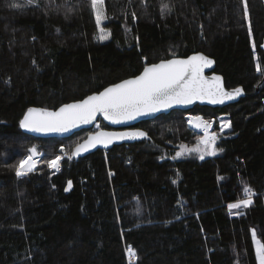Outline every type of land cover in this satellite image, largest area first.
I'll return each mask as SVG.
<instances>
[{"label": "trees", "instance_id": "trees-1", "mask_svg": "<svg viewBox=\"0 0 264 264\" xmlns=\"http://www.w3.org/2000/svg\"><path fill=\"white\" fill-rule=\"evenodd\" d=\"M105 9L109 38L101 40L90 0H0V264H129L128 247L134 264H258L252 235L264 245V0H105ZM198 52L215 61L226 88L242 87L246 96L222 109L196 106L141 122L136 128L149 143L80 159L74 147L108 129L102 120L64 139L21 132L31 107L56 109L145 66ZM187 115L214 121L215 133L217 119L228 116L218 154L177 157L180 146L202 137ZM32 147L43 156L17 177ZM62 148L60 169L49 168ZM245 187L252 204L229 210Z\"/></svg>", "mask_w": 264, "mask_h": 264}, {"label": "snow or ice", "instance_id": "snow-or-ice-1", "mask_svg": "<svg viewBox=\"0 0 264 264\" xmlns=\"http://www.w3.org/2000/svg\"><path fill=\"white\" fill-rule=\"evenodd\" d=\"M33 0H28L31 4ZM91 8L95 15L97 28L100 30V39L106 40L109 34L104 33L102 21L106 16L105 0H90ZM15 6V5H13ZM166 8V6H165ZM165 9L162 8V13ZM245 17L247 18V5H245ZM135 19V14H133ZM212 64V61L203 55H194L187 59H171L158 64L145 66L140 75L126 79L120 83L106 87L98 94H93L75 103L65 104L56 111H48L43 108H29L20 127L31 132H67L79 124H88L96 116L102 113L106 120L112 123H121L126 120L135 119L137 116L147 115L167 109L173 105H187L193 100H207L209 103H223L224 99H232L241 93L237 88L234 92H226L220 84V77L215 76L208 80L203 76V70ZM189 123L195 128H201L204 136L199 144L204 148L186 149L187 151H200V158L204 155H215V136L208 134V123L200 116L189 117ZM146 137L143 131L126 133H97L90 136L83 144L77 146L72 153L73 156L80 152L87 151L89 147L96 144L107 146L113 139H134ZM182 149L184 146H181ZM30 155L22 158L15 168V175L22 177L32 172L35 167L34 157L37 156V149L28 150ZM182 152H177L181 156ZM71 158V157H69ZM60 156L49 160V168H59ZM175 183V181H173ZM71 182H69V187ZM67 191V189H66ZM244 198L237 202L228 204L229 210L248 207L252 204L251 189L245 187ZM253 242L256 241V234L253 232ZM127 252L130 257L135 256L134 250L129 247ZM256 255L259 264H264V245L256 248Z\"/></svg>", "mask_w": 264, "mask_h": 264}, {"label": "water", "instance_id": "water-1", "mask_svg": "<svg viewBox=\"0 0 264 264\" xmlns=\"http://www.w3.org/2000/svg\"><path fill=\"white\" fill-rule=\"evenodd\" d=\"M260 49L264 52V39L262 40V43L260 44ZM194 55H203V56H205L206 58H208V59H210L212 61V64L209 65L208 67H206L203 70V76L206 79L212 80L213 77L219 76L220 77V84H221V86L223 87V89L226 92H230L231 93V92H234L235 89L239 88V89H241V93L239 95L234 96L232 99L225 98L223 103L212 104V103H209L206 99L205 100L196 99V100H193L192 103L187 104V105H173L170 108L161 109L158 112L147 114V115L137 116L135 119L126 120V121L121 122V123H112L110 120H106L102 113H97L95 118L90 123H88V124H79L78 126H76L74 128H71L67 132H31V131H28L26 129H22L20 127L21 132L23 134H25V135H29V136H32V137H35V138H40V139H64V138H68V137L72 136L73 134L78 133L80 131L93 129L97 125L98 121L102 120L103 123L108 127V129H98V130H96L94 132H90L86 136V138L84 140H82L80 143H78L74 147L73 152L76 150L77 146L83 145L88 140V138L90 136H95L97 133H126V132H135V131H143V132L146 133V137H138V138H134V139H113L112 142L109 143L107 146H105L104 144H99L98 143V144H96L95 147H89L87 151H83L82 150L80 152V154L75 155V156L72 155L74 159H80V158L87 157V156H89L91 154H94V153H96L98 151H109L112 148H114L115 146L129 145V144H134V143H149L151 141V137L148 135V133L146 131L140 129V128H136V126L139 123H141V122L154 120V119H156L157 117H159L161 115H167L170 112L176 111V110L177 111L188 112V111H191L196 106L208 107V108H212V109H216V108L222 109V108H225L227 106L236 104L241 98H244L246 96V93H245V91L243 90L242 87H236V88H233V89L226 88L225 83H224V78L222 77V75H220V74L215 72V68H216L215 61L212 58L206 56L202 52L193 53V54H190L189 56L184 57V58L175 57V58H171V59H187V58H189L191 56H194ZM171 59H168V60H171ZM163 61H166V60H163ZM161 62L162 61H159L158 63H161ZM158 63H156V64H158ZM141 72L138 75H140ZM132 78H134V77H132ZM127 79H131V78H127ZM120 82H117V83H120ZM117 83H115V84H117ZM109 86H112V85H109ZM109 86H107V87H109ZM104 89H102L101 91H103ZM98 93H92L90 95L98 94ZM90 95H88V96H90ZM88 96L84 97L83 99L87 98ZM83 99H81V100H83ZM78 101H80V100H78ZM78 101H73V102H69V103H66V104L75 103V102H78ZM63 105H65V104H63ZM63 105H61V106H63ZM61 106H59L56 109H48V108H43V107H35V108H43V109H46L48 111H56ZM31 108H33V107H31ZM26 112L27 111H25V113ZM25 113L23 114L21 120L23 119ZM19 125H20V122H19ZM210 156H213V155H210ZM71 188H72V185L69 187V184H68V186L66 187V189H67L66 192H69L71 190ZM234 216H237V215H234ZM240 216H244V212H241ZM135 261H136V258L134 260V263H135Z\"/></svg>", "mask_w": 264, "mask_h": 264}, {"label": "rangeland", "instance_id": "rangeland-1", "mask_svg": "<svg viewBox=\"0 0 264 264\" xmlns=\"http://www.w3.org/2000/svg\"><path fill=\"white\" fill-rule=\"evenodd\" d=\"M105 18H104V20L102 21V24H104L105 23ZM105 34H108V33H105ZM195 116H197V115H187L186 117H185V119H186V121H187V125L192 129V130H194V131H196V132H198V133H200L201 135H202V137L204 136V131H203V129H201V128H195V127H193L190 123H189V117H195ZM201 117V116H200ZM202 118V117H201ZM202 120L203 121H206L207 123H208V134L209 135H211V136H217L219 133H223V132H227V131H229L230 130V122H229V118H228V116H226V115H223V116H220L218 119H217V126H218V129H219V132L218 133H215L214 132V121H207V120H204L203 118H202ZM201 137V138H202ZM201 138H199V140L201 139ZM199 140L197 141V143L195 144V145H192V146H184V148L182 149V147L180 146L179 148H178V150H177V152H182L183 154L181 155V156H177L178 158H182V159H187V160H192V161H195V160H203V159H205V158H207V157H209L210 155H204V158L203 159H201L200 158V156H201V152L200 151H187L186 149H193V148H200V149H203L204 148V146L203 145H200L199 144ZM33 148V147H32ZM154 147H153V145H149V144H147L146 145V149H149V150H151V149H153ZM31 149V148H30ZM62 155H59L60 157H61V159H63L64 157H67L66 155V149L65 148H62ZM37 154L42 158V156H43V153L42 152H39L38 150H37ZM216 154H218V151L216 150ZM28 155H30V153L28 154ZM27 157V156H26ZM40 158V159H41ZM55 159V158H54ZM53 160V159H52ZM34 161H35V165H36V163L38 162L37 161V157H34ZM40 161V160H39ZM60 162H61V160L58 162L59 163V168L58 169H54V170H56V171H58L59 169H60ZM37 166V165H36ZM36 166L34 167V169L36 168ZM33 169V170H34ZM252 240H253V235H252ZM256 241H257V243H255L254 244V242H253V245H254V250H255V255H256V248L257 247H259V246H261L262 244H261V242H260V240L256 237ZM134 258H136V256H133ZM131 258H130V256H129V258H128V262H129V264H133L134 262V259L131 261L130 260ZM256 259H257V255H256ZM257 263L259 264V262H258V259H257Z\"/></svg>", "mask_w": 264, "mask_h": 264}, {"label": "built area", "instance_id": "built-area-1", "mask_svg": "<svg viewBox=\"0 0 264 264\" xmlns=\"http://www.w3.org/2000/svg\"><path fill=\"white\" fill-rule=\"evenodd\" d=\"M36 157H37V159H38V162H39V159H40L41 157H40L38 154H37V156H36ZM36 165H37V164H36ZM36 165H35V166H36ZM54 169H56V168H54ZM263 203H264V197H263ZM128 248H129V247H128ZM128 258H129V254H128ZM134 260H135V258H134ZM133 262H134V261H133Z\"/></svg>", "mask_w": 264, "mask_h": 264}, {"label": "bare ground", "instance_id": "bare-ground-1", "mask_svg": "<svg viewBox=\"0 0 264 264\" xmlns=\"http://www.w3.org/2000/svg\"><path fill=\"white\" fill-rule=\"evenodd\" d=\"M39 160H40V159H39ZM37 161H38V159H37ZM37 163H38V162H37ZM37 163H36V164H37ZM130 258H131V259H130L131 261L134 259V257H133V256H132V257H130Z\"/></svg>", "mask_w": 264, "mask_h": 264}]
</instances>
